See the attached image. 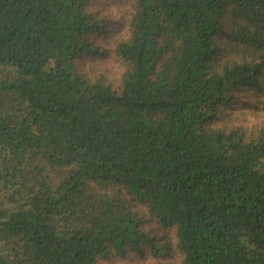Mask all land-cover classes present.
I'll return each instance as SVG.
<instances>
[{
    "label": "trees",
    "instance_id": "obj_1",
    "mask_svg": "<svg viewBox=\"0 0 264 264\" xmlns=\"http://www.w3.org/2000/svg\"><path fill=\"white\" fill-rule=\"evenodd\" d=\"M0 264H264V0H0Z\"/></svg>",
    "mask_w": 264,
    "mask_h": 264
}]
</instances>
